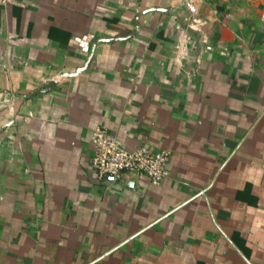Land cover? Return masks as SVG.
I'll return each mask as SVG.
<instances>
[{
	"label": "crops",
	"instance_id": "obj_1",
	"mask_svg": "<svg viewBox=\"0 0 264 264\" xmlns=\"http://www.w3.org/2000/svg\"><path fill=\"white\" fill-rule=\"evenodd\" d=\"M0 4V264H264V0ZM167 149L98 176L91 133Z\"/></svg>",
	"mask_w": 264,
	"mask_h": 264
},
{
	"label": "built area",
	"instance_id": "obj_2",
	"mask_svg": "<svg viewBox=\"0 0 264 264\" xmlns=\"http://www.w3.org/2000/svg\"><path fill=\"white\" fill-rule=\"evenodd\" d=\"M2 5H23L21 0H0ZM91 165L98 176L110 174L121 182L131 175H144L153 183L165 176L170 151H153L146 145L126 147L103 127L96 126L91 133Z\"/></svg>",
	"mask_w": 264,
	"mask_h": 264
}]
</instances>
